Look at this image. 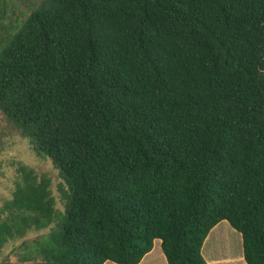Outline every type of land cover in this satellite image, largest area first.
<instances>
[{"label": "trees", "instance_id": "1", "mask_svg": "<svg viewBox=\"0 0 264 264\" xmlns=\"http://www.w3.org/2000/svg\"><path fill=\"white\" fill-rule=\"evenodd\" d=\"M29 4L0 19V111L66 198L17 164L0 252L54 225L16 264H137L155 239L166 264H207L226 220L264 264V0Z\"/></svg>", "mask_w": 264, "mask_h": 264}, {"label": "rangeland", "instance_id": "2", "mask_svg": "<svg viewBox=\"0 0 264 264\" xmlns=\"http://www.w3.org/2000/svg\"><path fill=\"white\" fill-rule=\"evenodd\" d=\"M30 1L36 0H0V19L7 22V19H12V17L19 14V12L26 14ZM19 163L28 165L39 174H46L50 177V191L55 199V207L58 208V210L63 209L66 198L63 189L66 185L59 175L58 169L49 158L36 155L31 149L28 140L14 131L0 111V203L11 195L16 175L15 168ZM218 223L220 224L219 230L215 231V235L212 233L208 242L214 239L219 241L229 240V249H231V253H233V251L237 253L240 252L242 249L240 233L231 227L226 220H221ZM53 227L54 225H51L38 232L30 231L23 237L8 240L1 249L0 263L16 264L20 255L28 252V248H26L22 242L30 243L34 238L42 235L43 232L49 231ZM208 242L206 246L212 244V242ZM215 251L224 252L225 250ZM150 252L152 253L141 261L140 264H166L159 239L154 240L153 248ZM35 256L37 260H39V256L37 254ZM104 264L117 263L108 260L105 261Z\"/></svg>", "mask_w": 264, "mask_h": 264}, {"label": "crops", "instance_id": "3", "mask_svg": "<svg viewBox=\"0 0 264 264\" xmlns=\"http://www.w3.org/2000/svg\"><path fill=\"white\" fill-rule=\"evenodd\" d=\"M219 228H220V224L218 223L213 228L210 229V231L208 232L207 236L205 237L203 241V244L201 247V253L204 259L206 260L207 264H247L244 260L242 249L238 253L235 251L231 253V249H229V240L219 241L217 239H214L213 241H210L212 242V244H210L209 246H206L209 240V237L212 235V233L213 235H215V231L219 230ZM214 248L215 250H225V251L224 252L215 251ZM150 253L152 252L149 251L147 254H145L144 257L140 260V262L146 259V257ZM140 262H138L137 264H140Z\"/></svg>", "mask_w": 264, "mask_h": 264}]
</instances>
